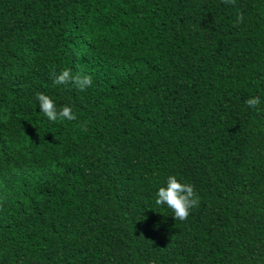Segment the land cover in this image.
<instances>
[{
    "label": "trees",
    "instance_id": "obj_1",
    "mask_svg": "<svg viewBox=\"0 0 264 264\" xmlns=\"http://www.w3.org/2000/svg\"><path fill=\"white\" fill-rule=\"evenodd\" d=\"M0 264H264V0H0Z\"/></svg>",
    "mask_w": 264,
    "mask_h": 264
},
{
    "label": "clouds",
    "instance_id": "obj_2",
    "mask_svg": "<svg viewBox=\"0 0 264 264\" xmlns=\"http://www.w3.org/2000/svg\"><path fill=\"white\" fill-rule=\"evenodd\" d=\"M64 75H67L66 73ZM64 76L62 75L58 82H62ZM85 84L89 80L85 78ZM41 101L40 110L48 118L49 121L57 119V113L54 110L52 101L45 97L39 96ZM258 103V99L254 98L247 102L248 108H253ZM65 118L72 119L73 116L69 109H64L61 113ZM155 205L164 206L171 210V216L175 221L184 222L188 219L193 209L199 205V197L195 193L193 186L176 175H168L163 185L159 186L155 191Z\"/></svg>",
    "mask_w": 264,
    "mask_h": 264
}]
</instances>
